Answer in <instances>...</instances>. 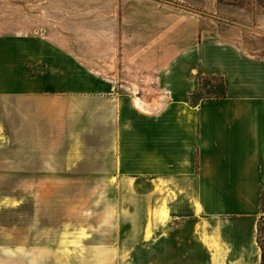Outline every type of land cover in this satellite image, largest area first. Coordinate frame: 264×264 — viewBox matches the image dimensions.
<instances>
[{"label":"crops","instance_id":"crops-1","mask_svg":"<svg viewBox=\"0 0 264 264\" xmlns=\"http://www.w3.org/2000/svg\"><path fill=\"white\" fill-rule=\"evenodd\" d=\"M73 64L45 37L0 35L1 161L18 160L9 153L21 150L56 161L59 152L71 168L93 161L97 183L160 185L163 202L149 205L145 239L157 219L170 217L191 232L186 243H160L158 255L146 248L162 264H262L264 59L229 46L187 49L154 82L135 79L153 89V108L144 104L150 91L135 90L130 79L126 89ZM205 77L222 78L224 94L193 102ZM16 244L0 264H108L113 257L99 246L91 256H42L35 243Z\"/></svg>","mask_w":264,"mask_h":264},{"label":"rangeland","instance_id":"rangeland-1","mask_svg":"<svg viewBox=\"0 0 264 264\" xmlns=\"http://www.w3.org/2000/svg\"><path fill=\"white\" fill-rule=\"evenodd\" d=\"M16 34L45 37L76 67L127 89V79L154 82L160 69L195 46H229L264 59V0H0V35ZM201 82L193 101L223 93L222 78ZM59 154L56 161L31 150L9 153L18 160L0 157V256H13L16 243H35L42 256H91L99 246L113 253L108 264H131L133 252L137 264H162L146 256L147 247L158 255L160 243L189 239L173 217L157 219L145 239L149 205L163 202L160 185L97 183L93 161L71 168Z\"/></svg>","mask_w":264,"mask_h":264},{"label":"bare ground","instance_id":"bare-ground-1","mask_svg":"<svg viewBox=\"0 0 264 264\" xmlns=\"http://www.w3.org/2000/svg\"><path fill=\"white\" fill-rule=\"evenodd\" d=\"M133 84L135 85L134 87H143V89H146L148 91H150L151 93V99L146 101L144 104L146 105V108H153L154 106L157 105V99H156V96L153 92V89L150 88L149 85H146V84H142V83H138L136 80H132Z\"/></svg>","mask_w":264,"mask_h":264},{"label":"trees","instance_id":"trees-1","mask_svg":"<svg viewBox=\"0 0 264 264\" xmlns=\"http://www.w3.org/2000/svg\"><path fill=\"white\" fill-rule=\"evenodd\" d=\"M200 92V91H199ZM199 94V93H198ZM222 94H224V90H223V93ZM200 95V94H199ZM196 98L197 97V95H194V96H192V101H193V98ZM200 97H202V96H200ZM193 102H195V101H193ZM262 219H264V216H262L261 218H260V220H259V222H258V237H257V239H258V243H259V245H260V247H261V249H262V264H264V248L262 247V245L260 244V241H259V234H260V230H261V224L263 223V222H261V220Z\"/></svg>","mask_w":264,"mask_h":264}]
</instances>
